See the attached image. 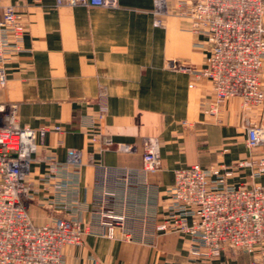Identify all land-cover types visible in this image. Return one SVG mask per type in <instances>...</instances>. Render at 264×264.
Segmentation results:
<instances>
[{
	"label": "crops",
	"instance_id": "obj_1",
	"mask_svg": "<svg viewBox=\"0 0 264 264\" xmlns=\"http://www.w3.org/2000/svg\"><path fill=\"white\" fill-rule=\"evenodd\" d=\"M2 2L13 5L25 31L21 50L5 64L0 102L16 104L18 125L48 128L27 176L34 188L30 216L36 223L50 219L53 213L45 204L51 190L40 178L52 161L64 162L68 150L76 149L79 179L70 197L77 201L74 214L82 223L107 220L99 213L122 215L130 227L146 233L145 239H165L169 254L161 256L162 263L187 264L185 243L174 233L155 230L173 171L247 157L245 123L264 122V104L244 112L240 99L231 97L221 105L218 121L204 116L202 108L214 96L211 83L184 67H202L210 45L191 30L189 17L174 12L175 0H162L164 13L158 17L153 0H118L114 8L55 0ZM262 67L264 81V60ZM90 117L98 120L93 128L83 125ZM183 120L193 125L185 127ZM56 125L59 130L53 129ZM144 137L157 141V171L142 169ZM107 138L112 145L104 143ZM119 143L132 150H117ZM260 153L264 144L252 155ZM257 181L264 182V176ZM116 232L114 238L87 234L80 245H66V264H92L93 259L98 264H151L149 252L118 243L124 237L120 229Z\"/></svg>",
	"mask_w": 264,
	"mask_h": 264
},
{
	"label": "built area",
	"instance_id": "obj_2",
	"mask_svg": "<svg viewBox=\"0 0 264 264\" xmlns=\"http://www.w3.org/2000/svg\"><path fill=\"white\" fill-rule=\"evenodd\" d=\"M55 1L106 8L118 5V0ZM182 4L181 14L190 18L192 31L206 37L210 45L197 71V77L211 80L214 91V100L205 112L215 113L222 101L233 96L240 97L245 107L263 103L262 0H186ZM156 5L163 11L161 0ZM154 24L159 25L160 20L155 19ZM24 31L13 5L0 0V85L6 82L5 64L10 55L22 48ZM104 110L101 106L100 117ZM16 113V104L0 102V264H65L63 247L80 244L86 233L114 238L115 229L120 228L130 239L145 238L143 231L125 227L122 215L99 213L107 220L84 225L74 214L77 201L70 194H75L79 179L80 151L76 149L68 150L64 162L52 161L40 178L51 190L46 208L53 214L44 224H37L28 212L34 190L26 178L32 155L48 128L20 126ZM97 121L90 117L83 125L93 128ZM263 142V127L249 123L246 145L256 147ZM104 143L112 144L109 138ZM141 144L142 169L157 171L156 139L144 137ZM118 149L129 152L132 146L120 143ZM239 164L249 166L252 178L264 174V156ZM230 173L225 164L208 168L192 164L173 171L165 212L155 230L188 237L187 264H228L220 259L228 248L252 255L249 264H264V182L231 184L227 180ZM59 211L70 215L60 216ZM92 264L98 262L93 259Z\"/></svg>",
	"mask_w": 264,
	"mask_h": 264
},
{
	"label": "rangeland",
	"instance_id": "obj_3",
	"mask_svg": "<svg viewBox=\"0 0 264 264\" xmlns=\"http://www.w3.org/2000/svg\"><path fill=\"white\" fill-rule=\"evenodd\" d=\"M184 1H186V0H175V10H174V12L176 11L177 12V14H180V15H182L181 13H182V8H183V4L182 3H184ZM161 2H162V0H161ZM262 2H263V14H262V23H263V26H264V0H262ZM153 9H154V14H155V16L156 17H158V16H160V15H162L164 12H162V11H159L158 9H157V5H156V0H153ZM157 19V18H156ZM192 30V29H191ZM194 32V31H193ZM263 60H264V57H263ZM262 64H263V62H262ZM173 66H174V64H172ZM172 67V66H171ZM175 67V66H174ZM178 67V66H177ZM202 67H198V68H195V67H184V69H186V70H188L189 72H191L192 74H194V76L197 78V79H199V78H207L209 81H210V83H211V86H212V82H211V80L208 78V77H206V76H202V75H200L199 77H197V71H199L200 69H201ZM261 72H260V81H261V84H262V86H263V88H264V81H263V76H262V74H263V67H261V70H260ZM192 84H189V86H191ZM212 89H213V86H212ZM213 94H214V91H213ZM233 97H237V96H233ZM229 98H231V97H229ZM229 98H227V99H229ZM239 99H240V106H241V108H242V110L244 111V112H248L249 110H251L252 109V107H254L255 105H249V106H247V107H245V106H243V104H242V100H241V98L240 97H238ZM227 99H225V100H227ZM214 100V96H213V98L211 99V101H209L208 103H206L205 105H204V107L202 108V112H203V114H204V116L207 118V119H210V120H212V121H218V119H219V110H220V108H221V105L224 103V101H222L220 104H219V106H218V110L215 112V113H213V114H209V113H207V112H205V109H207V107H208V105H209V103H211L212 101ZM262 105L264 104V102L263 103H261ZM257 105H259V104H257ZM181 123H182V125L183 126H185V127H191L192 125H193V123L191 122V121H188V120H183V121H181ZM249 123H252V124H256V125H259V126H262L263 127V129H264V122L261 120V121H257V122H254V121H247L245 124V146H246V148L248 149V151L250 152L249 153V155L247 156V157H245V158H242V159H239V160H236V161H234L233 163H230V164H228V166H229V170H230V175L227 177L228 179V182L229 183H231V184H238V183H247V184H251V183H253V182H258L257 181V179H259V177L258 178H252L251 177V175H250V169H249V166H240V164H239V162H242V161H250V160H252V159H257L259 156H264V153H260V154H258V155H252V153L254 152V150L256 149V148H258V147H260V146H262L263 144H264V142L261 144V145H259V146H256V147H248L247 145H246V128H247V126H248V124ZM105 141V140H104ZM120 144V143H119ZM119 144H116L115 145V147H116V149L117 150H119L118 149V146H119ZM110 145H112V144H110ZM120 151V150H119ZM34 154V153H33ZM32 157H33V155H32ZM195 164H197V163H195ZM220 164H222V163H220V162H217V163H211V164H209L208 166H205V167H203V166H201V165H199V166H201V167H203V168H208V167H210L211 165H220ZM192 165V164H191ZM245 177V180H243V181H240V182H237L236 180H233V177ZM261 176H264V174H262ZM260 176V177H261ZM26 181H28V179L26 178ZM29 182V181H28ZM31 185H32V183H31ZM32 188H33V186H32ZM33 190H34V188H33ZM34 194V193H33ZM29 204H30V202L28 203V207H29ZM45 207H47V205L45 204ZM47 209V208H46ZM48 210V209H47ZM49 211V210H48ZM29 212V211H28ZM37 224H44V222L43 223H37ZM84 226V225H83ZM125 227H127L129 230H131L132 232H134L133 231V228L132 227H130L129 226V224L128 223H125ZM117 229H120V228H117ZM136 232H138V231H136ZM115 233H116V235L115 236H117V232H116V229H115ZM171 233H174V235L176 236V238L175 239H177V238H179L181 241H183L184 243H185V255H187V257H188V243H189V239H188V237L186 236V235H184V234H181V233H177V232H171ZM88 233H86L85 235H84V237L87 235ZM120 234L121 235H123V239L124 240H120V239H118V243H121V244H126V245H128V247H131L132 248V250L133 249H139V250H141V251H143L144 249L146 250V252H149L150 253V255H151V257H153L152 258V261H150V263L151 264H164V263H162L161 261H160V259H161V256L165 259V257L166 256H168V250H167V244H165L166 242H165V239H161L160 241H154V239H150V237L148 236V238L147 239H145V238H143V240H142V238H140V237H133L132 239H130L129 237H127L126 235H125V233H124V231H123V229H120ZM84 237H83V239H84ZM140 238V239H139ZM165 238V237H164ZM126 239H128V241H126ZM116 240V239H115ZM82 242H83V240H82ZM81 242V243H82ZM169 242V241H168ZM80 243V244H81ZM80 244H77V245H80ZM67 245H73V244H67ZM66 246V245H65ZM64 246V247H65ZM64 247H63V250H64ZM63 255H64V252H63ZM252 255L250 256V254H246V253H243L242 251H240V250H237V249H233V248H228V249H226V250H224V252L222 253V255H221V257H220V259L221 260H225L228 264H249V261L252 259ZM64 263L66 264V260H65V256H64ZM263 263H264V258H263ZM170 264H172V263H170Z\"/></svg>",
	"mask_w": 264,
	"mask_h": 264
}]
</instances>
